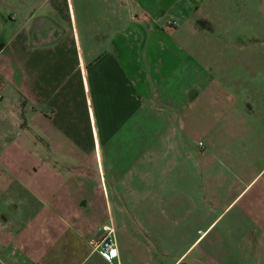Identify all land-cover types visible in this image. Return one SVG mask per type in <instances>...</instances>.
<instances>
[{
  "label": "crops",
  "instance_id": "1",
  "mask_svg": "<svg viewBox=\"0 0 264 264\" xmlns=\"http://www.w3.org/2000/svg\"><path fill=\"white\" fill-rule=\"evenodd\" d=\"M190 2L0 0V264H264V37L201 67Z\"/></svg>",
  "mask_w": 264,
  "mask_h": 264
},
{
  "label": "rangeland",
  "instance_id": "2",
  "mask_svg": "<svg viewBox=\"0 0 264 264\" xmlns=\"http://www.w3.org/2000/svg\"><path fill=\"white\" fill-rule=\"evenodd\" d=\"M190 6L193 7L189 11H183L188 6H180L177 3L164 10V14L178 16L174 20L179 31L177 35L184 42L182 45L184 51L197 56L201 67H209L211 70V66L213 68L225 66L231 59L228 62L229 67H233L232 71H236L240 58L238 48L242 46L236 42L243 37H264V0H192ZM182 15L185 17L182 18ZM183 23H190L191 26ZM260 25L261 32H259ZM225 38L232 41L228 49H226L227 45L213 43L214 39ZM246 46H248V54L250 49L262 48L255 44Z\"/></svg>",
  "mask_w": 264,
  "mask_h": 264
},
{
  "label": "built area",
  "instance_id": "3",
  "mask_svg": "<svg viewBox=\"0 0 264 264\" xmlns=\"http://www.w3.org/2000/svg\"><path fill=\"white\" fill-rule=\"evenodd\" d=\"M166 24H168L171 27L177 26V22L174 19H168ZM198 144L200 143L198 142ZM103 229H104V234L100 238L98 244L95 246L97 252L108 264H119L117 251H116L115 238L110 224L104 226Z\"/></svg>",
  "mask_w": 264,
  "mask_h": 264
}]
</instances>
